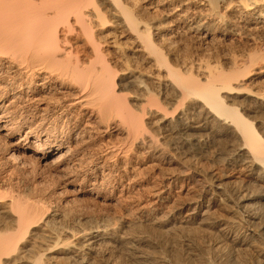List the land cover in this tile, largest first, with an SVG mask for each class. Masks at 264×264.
I'll return each instance as SVG.
<instances>
[{"label": "bare ground", "instance_id": "6f19581e", "mask_svg": "<svg viewBox=\"0 0 264 264\" xmlns=\"http://www.w3.org/2000/svg\"><path fill=\"white\" fill-rule=\"evenodd\" d=\"M123 249L264 264V0H0V264Z\"/></svg>", "mask_w": 264, "mask_h": 264}, {"label": "rangeland", "instance_id": "374dc122", "mask_svg": "<svg viewBox=\"0 0 264 264\" xmlns=\"http://www.w3.org/2000/svg\"><path fill=\"white\" fill-rule=\"evenodd\" d=\"M227 45V46H226ZM231 47V48H230ZM237 47V48H236ZM247 47V46H246ZM230 48V49H229ZM248 48V47H247ZM233 49V50H232ZM241 49V46L239 47L236 43H229V42H227L226 44H223L222 46H220L219 47V49L218 50H220V51H222L223 52V54L225 55H227V53H230L231 51H238V50H240ZM229 50V51H228ZM226 53H225V52ZM221 52V53H222ZM222 54V55H223ZM158 164H160L161 166H159ZM158 164H156V166H154V170L156 171V172H158V171H160L164 176H165V173H166V175H171L170 173H168V172H171L172 174H179L180 173V171H177V170H180V169H178V168H180L181 166H180V164H176L175 162H172V163H158ZM163 164V165H162ZM179 165V166H178ZM159 166V167H158ZM177 168H176V167ZM161 167V168H160ZM157 168H159V169H161V170H159V169H157ZM182 168V167H181ZM227 171V170H226ZM232 171V172H231ZM160 172H158V174L160 173ZM227 175H228V179L229 180H235L236 179V177L238 176L237 174L238 173H236V171L235 170H228L227 172ZM235 173V174H234ZM237 175V176H236ZM102 209V211H103V213L105 214V215H103V219L105 220H108V218H111L112 217V214H111V212L112 213H114L113 211V209H103V208H101ZM105 211V212H104ZM186 213H184L183 215H185ZM109 215H111V217L109 216ZM198 219L199 220H201L200 219V216H198ZM176 231H178L177 233L178 234H180L181 233V231L182 232H184L183 230H177V229H175ZM204 230V231H203ZM201 233H204V232H206V226H204V227H201V230H199ZM198 231V232H199ZM180 232V233H179ZM185 233H186V231H185ZM184 233V234H185ZM201 233L199 234L198 233V235H200V236H202L201 235ZM182 234V236H183V233H181ZM205 234V233H204ZM199 236V237H200ZM199 237H198V239H199ZM182 238V237H181ZM184 238V237H183ZM203 240H204V238L203 237H201ZM202 239L201 240H199L200 242L202 241ZM205 239H207L206 237H205ZM206 242V241H205ZM201 243H204L203 241L201 242ZM149 244V245H148ZM148 244H144V245H141V246H143V247H141V249L143 250V251H145V252H147V253H151L152 251H153V249H152V247L154 248V246L151 244V243H148ZM151 245V246H150ZM128 246H129V244H128ZM149 247V248H148ZM151 249H152V251H151ZM130 250H132V249H130ZM151 251V252H150ZM125 249H123V252H122V254H120V256L119 257H117L118 256V254L116 255V257H112L110 260H111V263L110 264H114V263H116V264H118V262H119V264H121L122 262H124V263H122V264H150V261H142V262H140V261H134L133 260V258L130 256V254L128 255V251L127 252H125ZM129 256V257H128ZM125 257V258H124ZM120 258V259H119ZM124 259V260H123ZM109 260V261H110ZM119 260V261H118ZM121 260H122V262H121ZM112 261H114V263L112 262ZM118 261V262H117Z\"/></svg>", "mask_w": 264, "mask_h": 264}]
</instances>
